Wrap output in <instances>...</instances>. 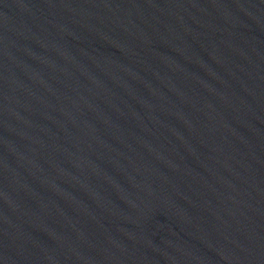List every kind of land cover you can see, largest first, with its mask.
Here are the masks:
<instances>
[{
  "label": "water",
  "instance_id": "obj_1",
  "mask_svg": "<svg viewBox=\"0 0 264 264\" xmlns=\"http://www.w3.org/2000/svg\"><path fill=\"white\" fill-rule=\"evenodd\" d=\"M0 264H264V0H0Z\"/></svg>",
  "mask_w": 264,
  "mask_h": 264
}]
</instances>
